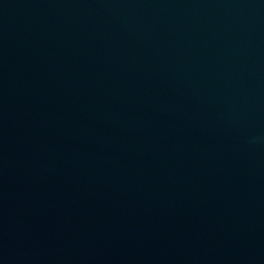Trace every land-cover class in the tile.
Wrapping results in <instances>:
<instances>
[{"label":"water","instance_id":"water-1","mask_svg":"<svg viewBox=\"0 0 264 264\" xmlns=\"http://www.w3.org/2000/svg\"><path fill=\"white\" fill-rule=\"evenodd\" d=\"M0 264H264V0H0Z\"/></svg>","mask_w":264,"mask_h":264}]
</instances>
